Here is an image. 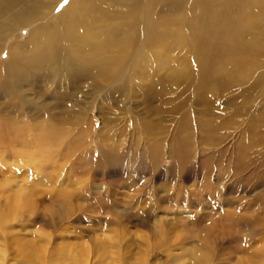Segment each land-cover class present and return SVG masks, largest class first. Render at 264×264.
<instances>
[{
	"label": "rangeland",
	"instance_id": "obj_1",
	"mask_svg": "<svg viewBox=\"0 0 264 264\" xmlns=\"http://www.w3.org/2000/svg\"><path fill=\"white\" fill-rule=\"evenodd\" d=\"M260 3L263 20L264 0L113 1L102 4L112 18L79 22L89 46L111 19L128 23L137 44L116 49L144 80L123 98L79 94L80 105L32 86V110H0L2 264H264V73L211 86L213 96L197 89L202 67L222 75L230 55L264 67V50L241 44L262 45L264 26L247 15ZM19 60L34 83L35 61ZM173 72L182 81L164 94ZM177 145L184 159L166 156Z\"/></svg>",
	"mask_w": 264,
	"mask_h": 264
},
{
	"label": "bare ground",
	"instance_id": "obj_2",
	"mask_svg": "<svg viewBox=\"0 0 264 264\" xmlns=\"http://www.w3.org/2000/svg\"><path fill=\"white\" fill-rule=\"evenodd\" d=\"M113 1L119 3L124 1L129 7L134 3V0H68L67 3L65 0H0V59H4V56L7 59L5 62L0 60V110H9V112L17 114L24 107H28L27 110H32V98L27 95L26 90L38 85L40 87H35V90H32L35 94L45 96L48 85H50L52 89H58L56 93H51L55 99L59 98L65 103L78 101L74 102L77 105H80L81 102L79 94L91 97L97 92L105 91L108 96L123 98V93L134 92L133 88H139L136 80L143 81L144 75L142 72L132 70L134 57L132 55L126 57L123 52L116 49L117 42L126 38L120 27L128 23L123 24L115 19L111 25V19L110 25L105 29L104 37L98 35L100 38H97L94 43L93 38L87 36L90 46L85 43V38L81 35L84 24L79 25L80 21L95 24V19L100 20L105 18L104 16L112 18V12L104 14L106 8L102 7V4L112 8ZM90 2L91 5H85ZM262 14L263 4L260 3L256 12H250L247 15L250 22H257L264 26V19H259ZM125 19L129 22L132 20L131 16H127ZM24 30L27 31V37L21 39V33ZM86 34L88 35V33ZM250 36L251 39H256L254 33ZM260 39L262 45L257 46L249 38H242V47L247 50L248 45L252 44L256 47L257 52L264 50V36ZM125 41L137 44L133 38H127ZM8 44L10 45L8 46ZM85 46L89 48L86 49ZM224 47L228 46L224 45ZM89 50L90 57L85 58L82 53ZM27 54L30 60L35 61L32 77L34 83L28 79L22 80L16 69L20 67L19 57L26 58ZM150 56L147 52L146 57L150 58ZM229 57L228 67L222 72V75L219 71L211 72L208 67H202V78H205L206 82L198 83L199 95L209 94L210 89L209 95L213 96L216 94V90L213 88L212 92L211 86L217 87V90L220 91L219 89L227 83V79L237 80L238 76H240V80L254 76L258 78L261 73H264L262 65H248L245 68L240 60H236L232 55ZM141 60L139 58L138 61ZM238 68L240 70L236 72ZM205 70H207L206 74ZM172 75L175 76L168 80L169 83L165 79L161 82V90L164 94V90L168 91V88L170 90V87L172 89L173 86L176 87L174 81H182L179 73L173 72ZM124 77L129 78V83L123 80ZM207 77H212L216 82L209 83ZM189 80H186V83ZM140 86L142 87V84ZM87 88H89V92H85ZM92 104L93 102L89 105ZM62 107L66 110V107ZM76 110H79V107ZM43 111L45 109L41 110V112ZM71 113L78 114V112ZM43 115L45 117L46 114ZM259 143L257 141L251 147L257 146L256 144ZM183 150L181 146L177 145V148L171 150L166 156L174 159L177 157H174L175 154L178 153L179 159H184ZM155 158L152 157L151 161ZM27 162L32 163V160ZM21 201L25 203L26 200L21 198ZM13 207L15 209L20 207L17 206L16 200ZM0 264H2L1 260Z\"/></svg>",
	"mask_w": 264,
	"mask_h": 264
},
{
	"label": "clouds",
	"instance_id": "obj_3",
	"mask_svg": "<svg viewBox=\"0 0 264 264\" xmlns=\"http://www.w3.org/2000/svg\"><path fill=\"white\" fill-rule=\"evenodd\" d=\"M9 186L7 179L6 178H2L0 179V191H2L3 189L7 188ZM24 192L23 190H20L16 193V204L17 206H21V198L23 197ZM37 216L36 215H32L31 219H35Z\"/></svg>",
	"mask_w": 264,
	"mask_h": 264
},
{
	"label": "snow or ice",
	"instance_id": "obj_4",
	"mask_svg": "<svg viewBox=\"0 0 264 264\" xmlns=\"http://www.w3.org/2000/svg\"><path fill=\"white\" fill-rule=\"evenodd\" d=\"M68 2V0H65V3H67Z\"/></svg>",
	"mask_w": 264,
	"mask_h": 264
}]
</instances>
